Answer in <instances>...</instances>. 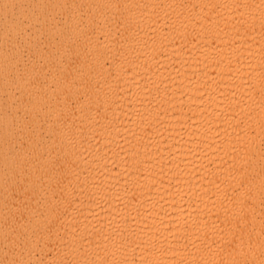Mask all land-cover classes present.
Wrapping results in <instances>:
<instances>
[{
	"label": "bare ground",
	"instance_id": "6f19581e",
	"mask_svg": "<svg viewBox=\"0 0 264 264\" xmlns=\"http://www.w3.org/2000/svg\"><path fill=\"white\" fill-rule=\"evenodd\" d=\"M0 264H264V0H0Z\"/></svg>",
	"mask_w": 264,
	"mask_h": 264
}]
</instances>
